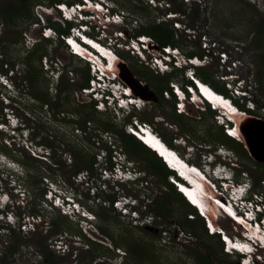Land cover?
<instances>
[{
	"label": "rangeland",
	"instance_id": "obj_1",
	"mask_svg": "<svg viewBox=\"0 0 264 264\" xmlns=\"http://www.w3.org/2000/svg\"><path fill=\"white\" fill-rule=\"evenodd\" d=\"M76 1L79 0H67V4ZM2 2L6 4V0H0V4ZM106 2L110 11L125 12V17L127 16L124 26H108L107 33L113 35V38L117 30L127 33L125 37L130 39V35L141 26L144 28L159 24L163 16L165 15L167 19V13L173 10L181 16L179 22L182 24V29L178 30L175 22L169 19L165 26L175 32V40L180 42L179 48L184 53L195 51L205 54V35L211 43L217 41L221 46H225L229 53L235 56L234 58L243 61L242 67L238 70L239 76L247 79L248 82H253L252 99L260 108L257 115L264 118V75L263 81L257 78V73L264 71V62L260 59L264 50L259 51V58L255 57L256 54L252 50L253 41L258 34V25H262L260 22L264 20V0H197L196 4L190 0H106ZM50 3L51 0L37 1L33 18L20 19L15 25H6L3 28L0 17V26L3 28H0V35L2 34L0 73L11 76L12 86L15 89L12 91L0 84V123L9 121L5 112L7 107L14 111V115L19 120V127L15 130L7 131L6 129L10 127L0 129V152L15 160L26 174L25 179L18 175L24 184L23 189L11 176L2 172L0 165V197L7 195L2 201L5 202L10 198L11 202H14V205H10L11 209L21 221L27 219L28 215L29 220L32 221V225H28L27 228H19L18 224L13 225L16 229L12 233L5 230L9 221L0 214V227L3 228L2 233L0 232V260L6 256L5 263L10 264H203L201 257H205L211 264H241L239 255H229L224 250L221 251L222 245L216 238L207 237L205 233L197 235L192 232L185 217L186 215L187 218L192 219V210L185 208L178 201L173 192L174 188H171L162 178L163 176L157 175L153 170L150 155L143 154L145 158L143 159L128 152L119 130L137 117L140 121L151 124L195 165L203 168L208 164H227L235 173L237 180L243 181L242 178L249 176L254 183V191H260L264 187V181H262L263 187H256L257 179L264 180V163L254 160L248 151L246 154L239 152V145L233 142L225 144V148L231 151L230 158L233 160L220 156L219 147H223L222 143L225 142L221 141L222 135L209 114L198 112L205 109L191 105L188 112L186 111L190 117L179 119L173 112L174 101L169 99L170 103H167L161 100L159 95L158 87L168 82V79L163 78L169 74H156L142 64L137 55L126 50L119 51L126 63L122 75L130 81L138 77L147 84L146 87H140L136 82L133 83L138 90L136 95L142 94L146 97V106L140 111H133L130 115L122 114L119 110L117 116L113 108L103 113L93 111L95 109L90 106L92 100L85 96L80 88L85 82V70L89 69L85 63L61 46L60 34L51 24L60 22L61 16L57 9L52 8V5L49 6ZM192 6L200 8L201 15L198 18ZM63 25L68 26L67 23ZM45 26L54 29L53 33H48L52 42L43 39L46 38L42 34ZM89 28L92 34H98V30L93 25ZM188 28L191 33L188 32ZM35 42L48 44V65L45 64L46 60L37 63L36 54L35 57H30L34 67L28 68L24 65V59ZM44 49L46 48L42 47L40 51ZM42 65L43 69H41ZM203 67L219 85L224 84L220 79L223 69L217 60ZM47 68L61 70L64 73L56 82ZM183 76V71H178L169 77L183 84L185 81ZM210 87L213 88L211 85ZM226 88L228 89V86ZM164 96L168 98L166 93ZM58 99H61V108L57 107ZM43 101L54 103L53 108L46 106ZM243 101L247 104V100L243 99L241 103ZM81 104L86 106L80 114L86 116L85 112H87V116L95 118L89 119L91 123L87 122L89 126L87 134L78 130V128L82 129L76 125L78 115L57 113L62 108L79 110ZM84 116H81L82 121ZM111 127L116 128V132L108 131ZM21 128L25 130L21 132ZM110 142H114L118 149L121 148L135 167L145 175L143 180H148V184L143 182L144 186L141 188L132 183L119 185L126 194L139 198L140 206L136 208L140 216L138 223L109 204V197L116 195L113 190L109 188L108 192L99 193L101 198L95 200L92 189H89L91 183L87 181L81 183L84 176L77 175L79 173L75 175L76 171L91 166L90 160L98 153L96 155L98 164L94 165V173L91 175L98 179L102 171V175L106 177L105 162H102L106 153L102 149L113 151L115 148ZM79 149L84 150L83 155H79L77 152ZM42 150L45 156L38 153ZM244 172L246 175L243 176ZM41 176H47L60 185H67L65 188L87 209L95 213L97 220L94 222L95 225L97 224L95 226L97 230L94 232L90 230L93 234L89 233L91 238L85 234V231L80 230L78 225L80 218L63 216L58 210L49 206L50 202H43L40 192L47 190V180L46 177L40 179ZM94 192L97 193L95 190ZM254 195L263 196L262 192ZM2 201H0V213L10 204L9 201L4 205ZM143 214L146 216L144 217ZM42 216L46 223L43 222ZM59 217L63 220L58 222L63 230L61 232H57L59 229H55L53 224ZM219 224L230 233L240 235L233 230L229 219L221 218ZM198 230L201 232V225ZM65 232H68V235ZM208 234L210 235L209 231ZM60 236H63L67 245L71 247L69 253H66V250H59L56 240H61ZM117 248L124 251L127 256L118 257ZM49 251L54 259L48 260ZM262 255L264 256V252Z\"/></svg>",
	"mask_w": 264,
	"mask_h": 264
},
{
	"label": "clouds",
	"instance_id": "obj_2",
	"mask_svg": "<svg viewBox=\"0 0 264 264\" xmlns=\"http://www.w3.org/2000/svg\"><path fill=\"white\" fill-rule=\"evenodd\" d=\"M89 1L90 0H88V1L87 0H79V1L74 2L73 4H70V3L67 4V1H63L61 3H56L53 6L55 9H57L59 11V14H60L59 16H61L60 22L62 24H64V23H67L68 25L71 24L70 31L68 34H60L59 33L60 37H61V38L59 37V39H61L60 41L63 42V43H60L61 46H64L70 52V54L72 56L76 57L81 62L85 63L89 69V72H90L89 85L87 87H82L81 90H83L84 88H89L90 93L89 92L85 93L84 90H83V93L85 96L90 97V99L92 100V102H90V103H92V104L94 103L95 108L99 112H107L108 110L113 108L114 112L117 113L116 112V108H117V109H120L121 111H123L125 113L128 112L126 114L130 115L135 110L140 111L143 107L146 106L147 99L142 94L139 96L136 95L138 93L137 92L138 90L135 87V85H133V87L131 86V89L128 90V93L126 95L128 99L130 97L133 99L131 104L129 102V104L133 105V106L129 105V106L120 107L119 106V100L120 99L116 95H114V97H113L112 105H109L107 103L108 99H106L104 96L95 97L93 95L94 92L101 91V90L99 88H91L90 87V80H91V77L93 76V74L90 71L91 61L87 57H89V56L95 57V54H96L98 56V60H99L98 65L99 66L104 67V65H106L104 63V61H105V62L109 63V66L111 67V69H113L115 66L122 65V62H125L123 58H122V61L118 60L117 59L118 55L115 52L116 51L119 52L121 50H126V51H129L131 53V51H130L131 49L127 48L125 45V44H127L128 40H126L122 36L116 37L114 34V38H116V40H115L113 38V35L107 33L109 31V28L106 29V28L102 27L103 24H106L107 26H111V25L124 26V22H122V21L116 22L110 16H109L110 19H108V15H111V14L113 15V12L106 10V8L108 7L106 0H97V1L94 0L93 2L92 1L89 2ZM190 2L195 3V2H197V0H190ZM99 6H101V8H98ZM91 15L93 16V18H90ZM167 15H168V18L163 20L160 23H167V22H169V20H172L175 22L178 30L182 29V24H181V22H179V20H181L180 14H178L177 12L175 13L172 10L170 13H167ZM163 17L166 18L165 15ZM91 25H93V27L98 30L97 35L94 33L92 34L91 29L89 28ZM2 27L4 28L3 24H2ZM2 27L0 26V28H2ZM185 28H187V27H185ZM53 30L54 29L51 26L50 27L45 26L44 29L42 30V34L46 38H43V39L44 40L45 39L50 40L51 36H49L48 33H50V32L53 33L54 32ZM188 32L191 33L190 28H188ZM1 35H0V37H1ZM144 35L154 38L153 36L148 35V34H144ZM140 36H143V35L141 34ZM90 38L92 40H94L95 42H97L98 44L100 42V44L103 45L104 48H107V51L111 52L110 54L112 55V57H108L104 54L101 55V52L99 51V49L97 47H95L94 45H92L89 41L86 40V39L90 40ZM111 39L113 40V43H112L113 45L111 43H109ZM124 41H127V42H124ZM72 42H75L79 48L86 50L90 54L91 53L92 54L87 56V55H84L82 53H76L74 50V46L72 45ZM119 42L123 43L124 46H118ZM37 43L38 42H35L33 47ZM168 46L173 48V46H171V45H168ZM131 48H133V47H131ZM176 48L180 49L179 47H176ZM30 49H32V48H30ZM140 49H141V47H137V48H135V51L140 50ZM145 53H147V49L143 50L144 55H145ZM168 54L170 55V57L173 58V60H175L173 49H170L168 51ZM146 55L151 56V55H149V53H147ZM46 57H48V55ZM137 57L139 59L142 58L139 54L137 55ZM167 62L170 63L171 66H174L173 61L167 60ZM51 64H54V63L51 62ZM203 66H208V63L202 62V57L200 55H198V60H195L194 62H190L188 60L187 62H183L182 67H177L176 69H172V70L167 71L165 74L174 73L177 70H181L184 73L183 77L185 80L183 84H179V82H175L173 80L170 81V83H169L170 88L167 90L171 91V96H169L167 99H172L174 101V104H175V102L178 99V95L181 94V97H182L183 103L185 104L184 106L186 107L187 112H188L189 107L191 105H195V106L202 108V109L207 108V105H209L212 110L216 111V114L221 115L220 118L214 116V119L218 125L223 126L225 123H230L231 125L235 126L236 130H237V128H238L237 122L228 116V114L226 113V110L231 112V111H233V109H235L236 112H238L237 110H240V112H242L244 115H251L248 113V110H251L253 112L258 113V110L260 109L258 106V103L256 102L257 106L255 109L247 108L246 103H243V104H245V109H243V108L238 106V104L236 103V100H240V99L249 100L251 97L248 96L247 94H245V95H239L235 98L230 94L229 90H228L229 95H225V94L221 93L223 95V98H227L226 99V103H228L227 107H223L221 105L217 106L209 99H206L204 97L200 98L199 97L200 95L198 93V89L196 88V85L198 87L200 86L198 83V77H197V71L196 70H197V68H201ZM47 70L51 73V77L56 82H57V79H59L61 77V75L64 73L61 70L55 71V70H50L49 68H47ZM165 74H163V75H165ZM113 80L115 82H120V80H118L117 78H115ZM238 80H239V78H234V79H232V82L234 84H236ZM188 81H191L192 83H188ZM171 83L175 84L176 88H175V86H172ZM195 83H196V85H195ZM0 84L2 86L4 85L5 86V87L3 86L4 88H7V89L12 90V91L15 90L12 86L11 76H9L8 74L0 73ZM224 84H225V82H224ZM248 84H249V82L245 81L244 87H246ZM188 87H190L192 90H190V88H188ZM244 87H242V88H244ZM107 92L112 93L111 90H108ZM218 93H220V92H218ZM135 99L138 101H135ZM100 103H104V105H102V104L100 105ZM138 106L140 107V109ZM186 111H185V113H182V114H187ZM5 112L7 115L6 118L9 121H6V123H0V129L1 128L4 129L5 127L6 128L10 127V129H6L7 131H10V130H15V128H18L19 127V124H18L19 120L14 115V111L11 110L9 107H7L5 109ZM117 116H118V114H117ZM227 116L230 119H228ZM253 116L263 118V117H260L259 115H253ZM220 119L223 120V122H221ZM128 124H130V123H128ZM128 124H126L124 126L126 133L131 135V136H134L137 140H139L137 138L138 134L136 132L130 131ZM87 129H89V126ZM24 130H25V128H23V129L21 128L20 131L23 132ZM78 130H81L83 133L87 134V131H85L83 129L78 128ZM159 136H160V139H162L168 147L175 150L174 152H177L182 158H185L179 152V150H177V148L174 145H171L167 141H165V139H163V137H162V135H160V133H159ZM239 137H240V139H242L240 136V133H239ZM234 138H237V137H234ZM5 140H6V138H5ZM179 143H181V142H179ZM8 144H10V142H8ZM110 144L112 147L115 148L113 151L111 149H107L108 150V152H107L106 149H102V151L106 153L105 157H107L106 159L104 157L102 162L103 163L105 162V166H106L105 168L110 171V173H111L110 176L105 177L104 175H102V171H101L100 177L98 179H96V177L92 176L91 173L86 171V170L79 172V174H77V175H79V176L83 175L84 176V180H81V183H84L85 181L91 183L89 189H92L95 200L96 199L98 200L99 198H101L98 195L99 193H102L105 191L108 192V190L110 188L111 190H113L116 193V195L114 196L113 200L108 199L110 202L109 204L113 205L114 209L121 212V214H123L125 216H129L130 218H132V221H134L135 219L140 221V216H139L138 210L136 209L138 206H140L139 201H138L139 198H136L133 195L126 194L120 188L119 185H124L123 183H125V184L132 183V184H135L136 186L141 188L144 186L143 182H148V180H145V181L143 180V177H145V175L135 167V164L128 159V157L126 156V153H124V151L121 148L118 149V147L116 145H114V142H110ZM145 146L147 148H149L151 151H153L159 158H161L155 150H153L149 147V145H145ZM35 148L36 147L34 146V149ZM218 151H219L220 156L222 155V156L229 157V158L231 156V153H230L231 151L226 149L225 145H223V147H219ZM38 153L41 154L42 156H45L42 154L43 150L38 151ZM96 155H98V153H96ZM174 159H177V158L174 157ZM161 160L166 165V167L171 172H173V174L168 176L167 181L169 182V184H171L175 188V190L178 193L182 194L181 193V191H182L181 187L183 185L192 186L191 181L185 177V175L183 174L184 173L183 171H181L178 168L173 167L166 160V158H164V159L161 158ZM232 160L233 159H231V161ZM188 163L191 165H195L194 163H192L190 161H188ZM95 164H98L97 159H96ZM116 164L122 165V168H123L122 172H124V173H118V177L113 175L116 173V171H115V165ZM0 165H2V172L11 176L12 179H14L17 182V184L22 186V188L24 189V184L22 183V180L19 177H21L22 179H25L26 174L21 169V166L15 160L9 158L7 155L6 156L3 155L2 151L0 152ZM197 166H198V168L196 167V170H197L196 172L191 171V170H190V172L197 174V179L202 180V183L198 184V186L201 187V189H202L201 193L199 194L200 200H201V205H198V204L194 205L193 201L191 202V200L188 198L187 195L185 196L182 194L183 197L196 210L197 214L200 215L204 219L207 232L209 231L211 236H216V235L220 236V239H222V241H223L222 248L227 254L239 255L241 264H242V258H244L242 256H245V260L249 261L248 264H254V262H262L258 258L257 255H258V253H260L264 250L256 249L255 246H257V245L252 242V239L250 238V236L254 237L255 240H258V241H259V239H261L258 236V234L261 232V227L260 226H254V221L256 219H258V221H260L262 218H264V208H263V206H264V193L262 192V194H263L262 197H260V196H259V198L256 197L254 194L257 192L261 193V191H254L255 190L254 189L255 188L254 183L251 182V179L249 178V176H247L244 172L243 176L244 175H246V176L244 178H242L243 181L237 180L235 178V173L233 172V170L230 167H228L227 164H221V163L216 164V165L208 164V165L204 166L203 168H201V166H199V165H197ZM127 167H129V169H131V171L133 172L132 175L127 174ZM191 168H193V167H191ZM134 173H136V174H134ZM18 175H19V177H18ZM45 177L47 180V184H46L47 190L45 189V193L43 196V202H46V203L50 202V204L48 203L49 206L52 207L54 210H58L59 213H61V215H63V216L70 217V218H72V217L80 218V220L78 222L80 230L85 231V234L88 237H90L89 233L92 234L90 232V230L92 232L97 230L95 227L97 224L95 225V222H94L97 220L95 213H93L92 211L87 209L80 202V200H78L75 197V195L73 193L69 192L65 188V186H67V185H60L58 182L50 180L49 177H47V176H45ZM100 178H101V180H100ZM110 181H112V183H110ZM234 181H236V184H233ZM93 182H95L96 184H94ZM102 184L104 186H102ZM63 189L66 191V193ZM94 190L97 193H95ZM68 193L73 195L74 198L71 195H69ZM214 195H215L214 200L217 202L215 205L217 206L218 211H217V215L212 216L210 214L209 206L213 202H211L209 200V196L214 197ZM5 196H7V195H2V197H0V201H2V199L5 198ZM45 196L47 198H45ZM144 199H146V197H144ZM23 200L25 201V198H23ZM9 201H10V204L7 205L6 207H4L2 209V212L0 213L4 218H6L9 221V225L6 227L5 230L13 233V231L16 229L13 227V225L18 224L19 228H27L28 225H32V221L29 220V218H30L29 215L26 217L27 219H24V220L22 219L23 221H21V219L17 215H15L16 212L14 210H12L11 206H10L11 204L14 205V202H11L10 198H8L5 202L2 201V203L4 205H6L7 202H9ZM249 202H252L254 204L253 209H254V212L256 214L255 220H250L248 217L245 216L246 215L245 213L248 210L247 206H248ZM223 204H226V206H231L234 213L232 214V212H230L226 208H224ZM258 205L260 206V208H259V210H256V206H258ZM125 208L127 211H123ZM134 211H137V213L136 212L134 213ZM145 216L146 215H144V217ZM194 216L195 215H191V218H194ZM221 218L230 220L232 227H233V230L235 232L240 233V235H237V236H239L242 239L241 242H243V244H247L246 246L250 247V250H243V249L234 250L233 253H230V251L226 250L227 244L231 243V239H233L234 238L233 236H236V234H232L220 226L219 222H220ZM42 219L44 220V217ZM247 219L249 221H247ZM17 220H18V222H17ZM45 221L46 220H44L43 222L46 223ZM246 221H247V223H249V225H250L249 227H251L250 232H248V234H246L247 229H245V227L243 226V224H245L244 222H246ZM258 224H260V223L258 222ZM261 225H262V223H261ZM1 229H3V228L0 227V232H1ZM252 229H254V231H257V236H255L253 234ZM65 234L68 235V232H65ZM70 235H72V234H70ZM261 237L263 238L261 240H264V235H261ZM69 238H71V237H69ZM60 239L61 240L58 239V241L56 240V243L59 244V247H58L59 250H63V251L66 250L67 251L66 253H69V250L71 249V247L69 245H67L68 243L64 240L63 236H60ZM71 239H76V237H73ZM78 240H80V239L78 238ZM87 240L89 241V239H87ZM113 250L115 251V249H113ZM116 252H117V254H119L118 257L121 256V258H124L125 256H127V254L124 251H122L120 248H117Z\"/></svg>",
	"mask_w": 264,
	"mask_h": 264
},
{
	"label": "built area",
	"instance_id": "obj_3",
	"mask_svg": "<svg viewBox=\"0 0 264 264\" xmlns=\"http://www.w3.org/2000/svg\"><path fill=\"white\" fill-rule=\"evenodd\" d=\"M107 11H110V9L107 7L106 8ZM82 16V15H81ZM109 16L111 18L114 19V21L119 22L122 21L125 23V12L123 13H113V15H108V19ZM90 18H93V16L91 15ZM166 18L163 17V20H165ZM162 20V21H163ZM137 23V22H136ZM135 25V23H134ZM103 28L108 29V26L106 24H103L102 26ZM78 31V30H77ZM103 33V32H102ZM126 35H128L127 33H125ZM125 34L121 31H115V36H122L124 37L126 40H128L126 47L130 48L131 53L135 54V55H140L142 58H140V62L142 64H145L147 67H149V69H151L153 72H155L156 74H165L167 71L172 70V69H176L177 67H182L183 62H187L188 60L190 62H194L195 60H198V55H194V56H190L186 53H184L183 51H181L180 49H177L176 47L171 48L170 46H162L160 45L154 38L152 37H148L145 36L144 34H142L143 36L140 35H136L135 32L133 35H130V39H127L125 37ZM98 41V40H97ZM99 42V41H98ZM109 43H113V40L111 39ZM100 44V42H99ZM113 45V44H112ZM118 46H124L123 43H118ZM133 47V48H131ZM137 47H141L140 50H136L135 48ZM204 48L206 53H203L202 56V62L208 63V65H210L211 63H213L215 60H217V62L219 63V66L223 69V72L220 75V79L225 82L226 86H228V90L230 91V94H232L233 97H237L239 95H245L247 94L248 96H250L251 98L249 100H247V108L250 109H255L256 108V102H254V100L252 99V89H253V82L250 81L249 84L244 87V82L248 81L247 79L242 78L241 76H239L240 74L238 73V70H240L241 63H243V61L241 59L238 58H234L235 56L233 54H231V52L229 53V51L225 48V46H221L219 43H217V41H214L211 43V41H209L207 39V36H204ZM237 48L239 49V46H237ZM147 49V53H149L148 56L146 55L147 53H145V55L143 54V50ZM170 49H173L174 52V57L175 60H173L172 57H170V55L168 54V51ZM118 57L117 59L122 61V55L119 52H115ZM92 54V53H91ZM101 55H103L101 53ZM95 57L98 58V56L95 54ZM48 57H44L43 60H46L45 64L48 65ZM91 63H90V71L92 72L93 76L91 77L90 80V87L91 88H99L101 91H96L94 92V96L95 97H102L104 96L106 99H108L107 103L109 105H112V100L114 95L119 97V106L123 107V106H129L133 99L130 97L129 99L127 98V93L128 90L131 89V85L126 84V82L124 80L121 79V75L123 72V66L117 65L115 66L113 69H111V67L109 66V63L105 62L104 63L106 65H104V67H101L97 64V60H94L91 58V56L87 57ZM167 60L173 61L174 62V66H171L170 63L167 62ZM45 65V66H46ZM47 67V66H46ZM49 67V66H48ZM119 69V72H118ZM117 78L118 80H120V82H115L113 79ZM234 78H239V80L237 81L236 84H234L232 82V79ZM117 80V81H118ZM172 86H175V84L171 83ZM244 87V88H242ZM176 88V86H175ZM190 88V87H188ZM85 91V93L89 92V88H84L83 89ZM108 90H111L112 93L107 92ZM176 90V89H175ZM190 90H192L190 88ZM177 91V90H176ZM164 93H166V95L171 96V91L170 90H165ZM200 98L202 97L201 95L199 96ZM243 99H240V101ZM135 101H138L135 99ZM130 102V104H129ZM242 103H246V101H243ZM104 105V103H100V105ZM185 104L183 103L181 94L178 95V99L175 102V110L178 114H182L185 113L186 111V107L184 106ZM133 106V105H130ZM139 107V106H138ZM140 109V107H139ZM120 109L116 108V112H118ZM142 110V109H141ZM123 113V111H120ZM128 113V112H126ZM119 114V113H117ZM221 120V119H220ZM221 122H223V120H221ZM129 125V129L130 131L133 132H141L142 126L145 127L146 129H150L152 132L156 133V135H159L158 131H156L154 129V127L145 122V121H140L137 117L135 119H133ZM224 131L226 133L227 136L234 138L237 137L238 139H240L239 137V132L236 130V127L231 125L230 123H225L224 125ZM139 141L141 143H143L144 145H148L147 142L141 138H138ZM103 153V152H102ZM122 165L120 164H116L115 165V171L116 173L113 174L114 176L118 177V173H124L122 172ZM105 175L110 176L111 173L109 170H107L106 168L104 169ZM127 174L132 175L133 172L131 171V169H129V167H127ZM136 174V173H134ZM147 184V182H146ZM256 197H258L256 195ZM259 198V197H258ZM248 210L245 213L246 217H248L250 220H255L256 218V214L254 212V204L252 202L248 203L247 206ZM260 206H256V210H259ZM264 208V206H263ZM123 211H127L126 208ZM137 213V211H134V213ZM135 222H139V220L135 219ZM247 221H249L247 219ZM246 221V222H247ZM258 222L260 224H258ZM262 223V225H261ZM252 225V224H251ZM243 226L245 227L246 230V234H248V232H250V227L243 224ZM254 226H260L261 227V235H264V218H262L260 221H258V219H256L254 221ZM234 238L231 239V243L227 244L226 246V250L230 251V253L234 252V249H236V247H232V244L235 245L237 242H241L242 239L239 236H233ZM252 242L255 243L257 246L256 249H262L264 250V240L259 239L255 240L254 237H251ZM234 241V243H233ZM241 250V249H238ZM264 251L258 253V258L262 261V262H254V264H264V256L262 255ZM244 258H242V264H248L249 261L245 260V256H242Z\"/></svg>",
	"mask_w": 264,
	"mask_h": 264
},
{
	"label": "trees",
	"instance_id": "obj_4",
	"mask_svg": "<svg viewBox=\"0 0 264 264\" xmlns=\"http://www.w3.org/2000/svg\"><path fill=\"white\" fill-rule=\"evenodd\" d=\"M35 1V2H33ZM37 1H40V0H6V4L2 2V4H0V17L1 20H2V24L4 26H11V25H15L17 24L18 22H20V19H24L26 17H29L30 19L33 18V15H34V10H35V5L37 4ZM67 1V0H66ZM63 2V0H51V3L49 4L52 5V7L56 4V3H61ZM196 4V2H195ZM193 8V11L194 13L196 12L197 13V18L201 15L200 11H199V7H196V6H192ZM31 16V17H30ZM262 25H258V34L256 36V38L254 39L253 41V52L256 54L255 57L259 58L258 57V53L260 50H264V20H262ZM52 26L57 30L58 33L60 34H68L69 31H70V26L71 24H69L68 26L67 25H63L61 24V22L59 21H56L55 23H51ZM165 25H167L166 23H160V24H153L152 26L150 27H144V28H139L135 31V34L136 35H141V34H148V35H151L155 38V40L162 46H167V45H171L173 47H179L180 46V42H177L175 40V32L174 31H171L168 26L166 27ZM45 41H49V42H52V40H48V39H45ZM4 42V41H2ZM61 43H63L61 41ZM42 47H45L46 49H44V51H40ZM48 48V44L47 43H44V42H39L30 50H28V53L26 55V58L24 59V65H26V67L28 68H33L34 67V64L31 60L30 57L36 55L38 61L37 63H41L43 58L46 57L47 55H49V52L47 50ZM37 50V51H36ZM34 51H36V53H34ZM41 52V54H39ZM251 52V51H250ZM263 53V54H262ZM262 57L260 56V59L264 62V52H262ZM188 55L190 56H194V55H200L201 57L203 56V53H198V52H189ZM13 59V58H12ZM33 59V58H32ZM43 67V66H42ZM41 67V69H43ZM29 70V69H28ZM178 71H181V70H177L175 71L174 73H177ZM197 77L202 80L203 82L211 85L213 87L214 90H216L217 92H220V93H223L225 95H229V91L228 89L226 88L225 84L223 85H219L218 82L208 73V71L205 70V67H201V68H197ZM173 73H169V75H167V77L163 78L164 80L168 79V82L165 84V85H159V95H160V99L163 100V101H166L167 103L169 102L170 103V100L169 99H166L164 97V91L169 89V83L170 81H172V79H170L171 77L169 76H172ZM85 82H83L81 84V87H87L89 85V79H90V72L89 70H85ZM263 75H264V71L262 72H259L257 73V78L260 80V81H263ZM136 76H140L139 74ZM31 75H30V79H31ZM140 78H143L142 76H140ZM173 78V77H172ZM33 81V79L31 80ZM188 83H192L191 81H188ZM34 85V84H33ZM59 102L57 104V107H60L61 108V99H58ZM45 101H49V102H52L50 100H46ZM44 102V104L46 106H51L53 108V104L54 103H47V102ZM236 103L238 104L239 107L245 109V104L241 103L240 100H236ZM86 105L85 104H81L79 105L80 109L79 110H68L66 108H62L61 110H58L57 113L60 115L61 113L65 115V113H68V114H71V115H78L79 116V119H77L76 121V125L77 126H80L83 130L87 131V122L91 123V121L89 119H95V118H92L90 115L87 116V112L86 113V116L80 114V112L82 110H84V107ZM90 106L92 108H94L95 112L97 113H103V112H99L95 106H94V103L90 104ZM172 107H173V112L174 114L179 118H184V117H190L189 114H177L176 110H175V104L174 102L172 103ZM83 108V109H82ZM200 114H209L210 118L212 120L215 121L214 119V116L216 114V111L212 110L210 108L209 105H207V108H205L204 111H201L199 110L198 111ZM248 113L251 114V115H257V112H253L251 110H248ZM81 116H84V120L82 121L81 120ZM131 120L128 122L130 123ZM75 124V123H74ZM215 126L218 127L219 131H220V134L222 135V139L221 141H224L225 143H222V145H225V144H229L230 142H233V143H236L237 145H239V152H243L244 154H246L247 150L245 148V144L243 142H239V141H236L235 139L229 137L226 135L225 131H224V126L222 125H218L217 123H215ZM116 129V128H115ZM115 129H109L108 128V131L110 132H116ZM119 132H121L120 134L122 135V138H123V141L124 143L126 144L127 148H128V152H130V154L132 155H136V156H141L143 157V154H148L150 155L149 157L151 158L152 160V167H153V170L157 173V175L159 176H163L162 178L165 180V182L171 187V188H174L171 184H169V182L167 181V178L169 175L173 174V172H171L167 167L166 165L163 163V161L161 160V158H159L153 151H151L149 148H147L145 145H143L139 140H137L134 136H131L129 134L126 133L125 129L122 128V130H119ZM163 139H165V141H167L169 144L173 145V143H171V141L167 140L164 136H162ZM215 139H218V137H215ZM77 152H79V155H83V152L84 150L83 149H79L77 150ZM143 159H145L143 157ZM91 162V166H86L85 169L83 170H86L90 173H94V165L96 163V156L94 155ZM83 170H78L75 172V174L83 171ZM43 176H41L40 179H42ZM45 177V176H44ZM43 177V178H44ZM262 181H264L263 179H257L256 180V187H263L262 185ZM42 184H44V182L42 181ZM261 192L264 193V187L262 188V190H260ZM173 192L175 193V196H177L178 198V201L184 205V207H188L192 210V215H195L194 218L195 219H189L187 218V216L185 215L186 217V221L188 222V227H190L192 229V232L193 233H197V235L199 233H205V235L208 237H211V238H216L217 241L223 246V242H221V239H220V236L219 235H216V236H211L208 234L207 232V229L205 227V221L204 219L197 214L196 210L187 202V200L183 197L182 194L178 193L177 191H175V188L173 190ZM44 193H45V189L40 192L41 196L43 197L44 196ZM114 196L113 197H109V200H113ZM106 216V214L104 215ZM60 220L61 222L63 221L62 218H57L53 224H54V228L55 229H59L57 232H61L63 231L62 228L60 227V225H58L60 223ZM59 222V223H58ZM200 225H201V232L200 230ZM187 226V225H186ZM105 233L106 231L101 228ZM203 230V232H202ZM191 233V232H190ZM193 235V234H192ZM12 236L14 237V234H12ZM90 243L92 244H95L93 242H91V240H89ZM221 251H223V248H221ZM51 259H54V256L52 255V253L49 251V258L48 260H51ZM5 260H6V256L2 257V260H0V264H10V263H5ZM201 260L203 262V264H211L209 261H207L205 259V257H201Z\"/></svg>",
	"mask_w": 264,
	"mask_h": 264
},
{
	"label": "bare ground",
	"instance_id": "obj_5",
	"mask_svg": "<svg viewBox=\"0 0 264 264\" xmlns=\"http://www.w3.org/2000/svg\"><path fill=\"white\" fill-rule=\"evenodd\" d=\"M98 8H101V6H99ZM86 40L89 41L95 47H97L102 54H104V55H106L108 57H112V55L110 54L111 52H108L107 48H104L103 45L98 44L97 42H95L91 38H90V40L89 39H86ZM72 45L74 46V50H75L76 53H82V54L87 55V56L91 55L88 51L79 48L75 42H72ZM91 58L94 59V60H97V64H99L98 63V61H99L98 58L92 57V56H91ZM198 83L200 85L199 87L196 85V83H195V85H196V88L198 89L199 95H201L202 97H204L206 99L211 100L217 106L221 105L223 107H227V105H228V103H226V99L227 98H223V95L221 93L216 92L213 88L210 87V85L202 82L199 78H198ZM237 111L238 112H236V111L229 112L228 110H226V113L228 114V116L231 119H234L237 122V127H238L237 130H238L239 133H241L240 132V128H239V124H240L239 122H241V123L243 122V118L242 117L244 116V114L242 112H240V110H237ZM228 116H227V118L230 119ZM216 117L220 118L221 115L220 114H216ZM142 129L143 130L141 132L137 133L138 134L137 138H141V139L145 140L147 142V144L149 145V147L151 149L155 150L157 152V154L162 159L166 158V160L173 167L178 168V169H180L181 171L184 172L183 174L185 175L186 178H188L191 181L192 186L183 185L181 187V190H182L181 193L183 195H185V196L187 195L188 198L191 200V202L193 201L194 205H197V204L201 205V200H200V195L199 194L201 193L202 189H201V187L198 186V184L202 183V180L201 179H197V174L190 172V170L196 172L197 171L196 167L198 168V166L189 164L188 161L185 158H182L177 152H174L175 150H173L170 147H168L164 143V141L162 139H160V136L156 135L150 129H146L143 126H142ZM241 138H243V137L241 136ZM233 139H235L236 141H239V142H244L243 139H238V138H233ZM174 157L177 158V159H174ZM191 167H193V168H191ZM233 184H236V182L234 181ZM214 197H215V195H214ZM216 203L217 202L214 200L213 203H212L213 205L210 204V206H209L210 214L212 216L217 215L218 208L215 205ZM223 206L228 211L232 212V214L234 213V211H233L231 206H226V204H223ZM244 223L247 226H250L249 223H247V222H244ZM252 230H253V234L255 236H257V231H254V229H252ZM258 236L261 239H263L261 237V232L258 234ZM233 243H234V241H233ZM246 245L247 244H243V242H237L235 245L232 244V247L233 248L236 247V249H234V250H238V249L250 250V247H248Z\"/></svg>",
	"mask_w": 264,
	"mask_h": 264
},
{
	"label": "water",
	"instance_id": "obj_6",
	"mask_svg": "<svg viewBox=\"0 0 264 264\" xmlns=\"http://www.w3.org/2000/svg\"><path fill=\"white\" fill-rule=\"evenodd\" d=\"M121 66H126V63L122 62ZM121 79L132 87L135 82L139 84L138 86L140 87H146L147 85L138 77H134V80L132 79V81H130V79H125L123 75H121ZM242 118L243 122H239V128L245 148L254 160L264 163V118L253 115H244Z\"/></svg>",
	"mask_w": 264,
	"mask_h": 264
},
{
	"label": "snow or ice",
	"instance_id": "obj_7",
	"mask_svg": "<svg viewBox=\"0 0 264 264\" xmlns=\"http://www.w3.org/2000/svg\"><path fill=\"white\" fill-rule=\"evenodd\" d=\"M233 111H235V109H233Z\"/></svg>",
	"mask_w": 264,
	"mask_h": 264
}]
</instances>
